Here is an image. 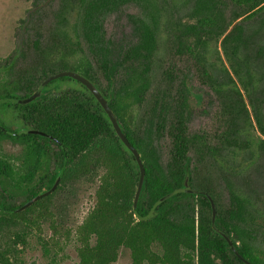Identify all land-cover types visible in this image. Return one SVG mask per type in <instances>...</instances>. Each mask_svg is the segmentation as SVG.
Segmentation results:
<instances>
[{
	"label": "trees",
	"instance_id": "16d2710c",
	"mask_svg": "<svg viewBox=\"0 0 264 264\" xmlns=\"http://www.w3.org/2000/svg\"><path fill=\"white\" fill-rule=\"evenodd\" d=\"M174 1L59 0L48 38L32 43L29 72L10 78V62L0 73V101L27 99L46 79L64 71L88 79L108 101L144 168L133 208L140 177L137 162L92 94L68 77L49 82L28 104H0V264L47 258L49 245L38 234L39 227L75 224L69 217L84 188L96 190L99 197L96 182L104 179V165L95 163L72 172L99 141L113 144L120 162L116 166L135 186L132 194L118 179L101 187L104 198L99 199L87 229L103 252L114 256L123 238L133 258L147 264H183L187 251L195 253L194 264H264V220L257 218L262 203L240 180L250 178L254 160L264 156V100L259 97L263 96L264 70L258 65L263 51L251 50L243 25L262 14L264 0H184L183 19L165 32L167 53L172 56L156 86L160 21L175 8L170 5ZM130 5L140 11L139 16L130 17L135 41L114 54L105 38L104 22ZM29 14L30 10L23 28ZM250 50L251 56L247 54ZM188 65L199 85L216 99L214 122L218 127L210 133L188 132L192 101L200 98L188 83ZM100 78L106 82L105 89L100 88ZM63 82L78 88L57 95L44 93ZM129 113L131 127L123 118ZM25 130L40 134H25ZM163 134L171 142L166 163L158 148ZM5 145L18 151H6ZM187 173L191 188L198 193L174 195L156 207L152 219L142 221L158 200L182 187ZM58 179L55 190L46 194ZM216 180L228 193L227 205L219 201ZM206 195L215 203L217 228L247 263L212 229ZM41 207L45 213L39 211ZM115 207L120 217L125 213L129 219L136 217V225L112 218Z\"/></svg>",
	"mask_w": 264,
	"mask_h": 264
},
{
	"label": "rangeland",
	"instance_id": "374dc122",
	"mask_svg": "<svg viewBox=\"0 0 264 264\" xmlns=\"http://www.w3.org/2000/svg\"><path fill=\"white\" fill-rule=\"evenodd\" d=\"M183 1L184 0H175L170 3V5L174 4L175 8H170V16L168 15L160 21V29L162 32H160L161 36L159 39L160 52L158 62L157 66H155L158 68L155 76L156 86H158L161 80L162 70L168 65V61L172 56V53H167L168 48L165 32L173 26L177 19H183L182 15L185 11L182 9ZM58 3L59 0H0L1 74L4 73L10 62L12 63L8 71L10 78L17 77L22 71L29 72L33 59L32 43L36 38H39L42 43L48 38V32L54 25L53 14L58 7ZM28 9L30 10L28 22L23 28V20L27 11H29ZM139 15V9L136 6L130 5L123 7L119 12L107 16L103 28L105 38L110 40L114 54H117L121 49L135 41V34L130 17ZM243 25L251 50L261 49L263 51L258 65L261 68L263 67L262 69L260 68V70H264V11L258 18L248 20ZM214 45L216 46V44ZM217 46H220V43H218ZM251 50L247 52L250 56L253 54ZM181 67H183V63L179 64V68ZM190 67L191 66L188 65V75L190 79L188 83L191 86V90L198 94L200 98L199 100L194 98L192 101L193 106L187 122L188 132L189 134L210 133L218 127L214 122V116L217 110L216 99L207 88L199 85ZM262 72L264 73V71ZM263 79L264 74L262 80ZM99 85L100 88L105 89L106 82L100 78ZM59 88H61V90H59ZM77 88L78 86L75 83L63 82L61 86L59 84H54L46 88L44 93L57 95L60 94V92ZM261 91L263 96L259 97H262L264 100V80L261 84ZM9 113L10 110H8L7 113L5 112L6 115ZM131 117V113L123 117L127 127H131L133 124V118ZM4 122L8 124L5 118ZM4 148L9 152L18 151L17 147H12L10 145H5ZM158 148L161 153V160L163 163H166L169 158L171 142L164 134L158 142ZM117 157L113 144L99 141L97 144H94L87 151L85 156L72 168V172H80L90 168L95 163H101L105 166L106 172L102 177V179H104L100 182H96V186L97 184L99 185V197L96 194V190L93 193L92 188H84L85 193L83 195H78V199L74 202V208H72V212L70 213L69 219H73L75 224L61 227L53 224L52 228L49 227L48 224H42L39 227L38 234L48 242L49 256L47 258L38 256L35 261H33L31 257H27L28 262H26V264H147L146 260L140 262L133 258L132 252L128 249L123 238L119 239L122 243L118 244L114 256L110 251L103 252L104 249L96 242L97 239L91 232V229H87L91 220L90 216L92 212L97 209L95 207L99 199L103 200L104 198V192L101 191V187L105 186L106 181L118 179L130 190V194L135 190L134 184H130L127 181L128 179H124L126 177L125 172L120 167L116 166V164L118 165L117 162H119ZM250 171L252 175L250 178H246L245 176L240 180L244 188L257 193L258 197L256 200L262 203V207L257 208V218L261 221V219L264 220V156L254 160L253 167H251ZM115 173L118 174L116 177H114ZM250 181L252 185L249 183ZM218 182L219 181L216 180V191L219 196V201L227 205L228 193L224 186ZM114 210L115 212L111 214L112 218H119V221L125 219L129 222V226L131 227L136 225L138 221L136 217L129 219L126 213L120 217V209L115 207ZM39 211L45 213L43 207H41ZM106 222L107 219L103 220L102 225H106ZM97 245L99 247H97ZM38 255L40 254L38 253ZM185 257L187 258L183 261V264H194V252H185Z\"/></svg>",
	"mask_w": 264,
	"mask_h": 264
},
{
	"label": "water",
	"instance_id": "95a60500",
	"mask_svg": "<svg viewBox=\"0 0 264 264\" xmlns=\"http://www.w3.org/2000/svg\"><path fill=\"white\" fill-rule=\"evenodd\" d=\"M61 77H68L70 79H72L73 81L79 82L81 85H83L88 92H90L92 94V96L95 98V100L97 101V103L100 105V107L103 109V111L105 112V114L107 115L117 137L120 139V141L125 145V147L131 152V154L134 156L139 171H140V177H139V181H138V185H137V189H136V193H135V198L133 201V208H135L139 196H140V192H141V188H142V183H143V179H144V168L142 165V162L140 160V156L138 154V152L129 144L128 140L126 139V137L123 135L121 128L114 116V114L112 113L111 109L109 108V104L108 101L103 97L101 91L92 83L90 82L88 79L82 77L81 75L72 72V71H64V72H60L57 73L51 77H49L48 79H46L39 87L38 90L30 97H28L27 99H23V100H15V99H5V100H1L0 104L2 103H8V104H19V105H25L28 104L32 101H34L35 99H37L40 95L41 92L43 90V88L51 81L56 80L58 78ZM23 133L25 134H40L39 132L36 131H29V130H25L23 131ZM58 179L55 183V185L53 186L52 190L49 191L46 194H50L53 190H55V188L57 187L58 183H59ZM198 192L195 191L194 189L191 188L190 184H189V175L187 173L185 180L183 182V185L181 188L174 190L172 193H170L169 195H166L165 197H163L162 199L158 200L154 206L152 207V209L149 211V213L147 215H145L144 217L141 218L142 221H148L150 219H152L155 216V209L156 207H158L161 203H163L164 201L168 200L169 198H171L174 195L177 194H197ZM41 196L37 197V199H39ZM206 198L210 204V210H211V227L214 230L215 233L219 234L222 238H224L228 245L230 246L231 250L234 252V254L244 263H247L240 255L239 253L236 251L235 247L232 245V242L230 240V238L223 233L220 229L217 228L215 221H216V206L215 203L212 199L211 196L206 195Z\"/></svg>",
	"mask_w": 264,
	"mask_h": 264
}]
</instances>
